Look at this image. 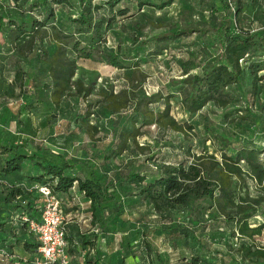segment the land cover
Masks as SVG:
<instances>
[{"label":"trees","instance_id":"16d2710c","mask_svg":"<svg viewBox=\"0 0 264 264\" xmlns=\"http://www.w3.org/2000/svg\"><path fill=\"white\" fill-rule=\"evenodd\" d=\"M6 1L12 14L5 18L0 9V61L7 60L13 68L12 86L31 103L36 99L31 89L45 93L55 109L71 96L85 101L81 117L74 120L90 138L97 134L89 121L93 110L108 114L111 139L100 152L103 165L126 157L115 180L105 179L91 161L80 163L38 147L40 154L29 155L26 148L32 141L18 145L14 137L5 142L0 138V177L19 174L27 163L34 169L33 174L22 175L27 182L47 188L59 200L75 189L88 205L90 230L81 233L65 226L67 254L75 256L77 246L94 248L97 233L100 236L108 226V222L98 224V216L117 202L113 190L133 185L132 204L151 208L158 222L153 230L173 251L181 244L187 248L190 260L186 264H227L233 255L237 264H264V242L257 243L264 238V219L251 224L264 208V144L252 136L240 138L228 127L241 120L258 123L253 107L264 90V0H198L209 20L190 23L179 15L175 21L156 25L144 10L160 12L175 0ZM252 7L263 22L260 29L239 25L240 16ZM114 26L128 34L134 54L120 43L115 49L107 47L106 34ZM153 26L162 31L144 39L143 32ZM207 35L215 36L214 56L204 54L200 61V52L181 49L180 75L169 80L166 92L145 93L142 48H148L145 59H155L181 39ZM93 64L129 73L123 74L117 90L113 85L96 88V73L88 75L83 69ZM229 89L239 97L235 99ZM172 102L185 121L172 116ZM196 117L201 134L191 123ZM142 137L152 145H140ZM163 148L177 152L174 161L164 157ZM85 171L88 175L80 177ZM37 194L12 185L3 202L9 212L21 210L37 222L44 205ZM205 217L236 239L229 253L211 250L200 239L203 232H197V227H207ZM146 238L142 231L140 258L135 259L153 264L154 251ZM100 257H86L82 264H101ZM156 260L168 264L161 257Z\"/></svg>","mask_w":264,"mask_h":264},{"label":"rangeland","instance_id":"374dc122","mask_svg":"<svg viewBox=\"0 0 264 264\" xmlns=\"http://www.w3.org/2000/svg\"><path fill=\"white\" fill-rule=\"evenodd\" d=\"M9 6L10 4L6 0L0 4V9H2L5 18L10 17L12 14V11L10 12V9H8ZM144 14L148 19L153 20L155 25L159 21H175L179 15H183L185 21L190 23H198L205 19L206 21L209 20L207 12L199 6L198 0H175V3L169 9L160 12L144 10ZM239 25L246 29H260L263 22L257 8L252 7L247 13L242 14L239 18ZM161 31L155 26L149 27L143 32V38L152 37ZM106 37L107 47L115 49L116 44L120 43L123 49H132L131 53L134 54L135 48L127 41L129 39L128 34L122 32L117 26L110 29ZM215 41V36L213 35L204 37L192 36L181 39L171 45L170 52L155 59H145L143 55L148 48H142L140 52V69L147 76L144 85L145 93L150 95L158 90L166 92L169 80L180 75L179 65L183 57L181 49L200 52V61H203L204 54L214 56L217 53V48L214 45ZM0 62H2L0 64V138L5 142L14 137L18 145H21L23 140L32 141L26 148V152L29 155L40 154L39 150H37L38 147L46 149L55 155H65L68 159H75L80 163H85V161L89 163L91 161L90 163L94 165L93 167L100 177L115 180L116 172L120 165L126 162V157L123 156L122 158L113 160L106 167L103 165L100 152L111 139V118L109 115L97 108L93 110L94 114L90 116L89 121L91 125L97 127V134L90 138L86 134V131L79 126V122L74 120L81 117L85 101L71 96L63 101L60 108L55 109L45 93L39 94L36 93V90L31 89L30 94L36 97L31 103L29 101L30 98L25 99L12 86L13 68L11 64H8L7 60ZM83 69L86 71L85 74L88 75L96 73V88L113 85L116 90L121 86L123 74L129 73V71H118L110 66H100L97 64L83 66ZM262 74L264 75V72ZM229 92L235 99L239 97L238 93L233 89H229ZM88 101L93 100L89 98ZM30 104L31 106H29ZM171 107L172 116L178 122L186 120L176 104L172 102ZM253 113L258 122L257 126H254L250 120H241L235 121L234 124L228 125V127L233 132L235 131L240 138H250L252 136L253 139H260L259 141L264 144V90L262 96L253 107ZM191 123L195 125L196 131L201 134L202 130L199 118H194ZM138 143L140 145H152V141L147 137L139 138ZM206 146H208V152L213 153V150L209 147L210 145L207 144ZM176 153L171 148L162 149V154L170 162L174 161ZM145 165L149 164L145 163ZM24 168L27 169V173L32 169L27 163H24ZM87 175V171L79 173V176L82 178ZM113 191L117 201L116 204L108 205L98 216L100 219L98 224L108 222L106 231L100 236L97 233L98 238H96V242L99 239L100 244L108 251L106 254V251L101 250L100 255L103 258L97 254L100 257L101 264H109L111 261L114 264H141V262L134 263L133 260L136 257L140 258L138 249L141 245L142 231L147 237L145 241H148L153 248V264H157V256L163 260H167L168 264H186L190 260L189 251L184 245H179L173 251L165 238L155 232L158 230H153V228L157 229L155 225L158 222L150 207L132 204L135 192L133 185L118 186ZM261 210V216L252 220V225L263 221L264 208ZM181 219L182 217L177 218V220ZM209 220L210 217L204 218V223H208L204 230H201V227H197V232H203L201 235L203 238L200 237V239L205 241L211 250L217 249L221 253H229L227 252L228 248L237 243L236 239L231 238L224 227L212 224L213 222ZM85 225L84 231L91 229L88 222ZM98 227L96 228L98 229ZM263 242L264 238L257 239V243ZM154 255L157 256L155 257ZM233 256L231 261L227 260V264L238 263L237 256Z\"/></svg>","mask_w":264,"mask_h":264},{"label":"crops","instance_id":"0c3cea01","mask_svg":"<svg viewBox=\"0 0 264 264\" xmlns=\"http://www.w3.org/2000/svg\"><path fill=\"white\" fill-rule=\"evenodd\" d=\"M26 170L23 166L19 174L0 177V264H36L40 258L38 248L35 247L39 245V242L36 236L30 231L27 222L34 220H30L27 214L21 210L9 212L3 202L7 188L12 185L15 187L19 186L28 192L32 191V194L35 196L38 195L36 190L37 185L27 182L22 176L27 174ZM29 173L33 174L34 169L32 168ZM78 196L77 191L73 189L68 196L62 197L61 200L63 212L67 216L68 229L74 228L82 233L84 231L83 228L86 226L85 223L88 222L90 224V214L87 211L88 205L82 203V197ZM77 198H80L79 201H76ZM93 230L97 232L95 227H93ZM65 235L66 237L69 236V230H67ZM66 243L68 247V242L66 241ZM76 250L77 254L75 256H69V264H82L86 257L96 258V254L100 255L102 251H106V254L108 252L100 244L99 239L94 248H80V246H77ZM133 261L134 263L137 262L136 259ZM109 264H114V262L112 263L111 261Z\"/></svg>","mask_w":264,"mask_h":264},{"label":"built area","instance_id":"2783aa9c","mask_svg":"<svg viewBox=\"0 0 264 264\" xmlns=\"http://www.w3.org/2000/svg\"><path fill=\"white\" fill-rule=\"evenodd\" d=\"M4 0H0L2 4ZM44 200L39 221H27L30 231L36 236L40 258L36 264H69L65 240L67 216L63 212L62 202L52 196L45 187H38Z\"/></svg>","mask_w":264,"mask_h":264}]
</instances>
